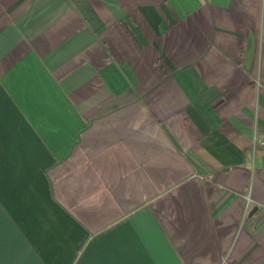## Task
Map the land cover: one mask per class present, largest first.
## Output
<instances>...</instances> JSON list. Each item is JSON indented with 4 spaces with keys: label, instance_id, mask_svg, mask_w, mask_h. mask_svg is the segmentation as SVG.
I'll return each mask as SVG.
<instances>
[{
    "label": "crops",
    "instance_id": "obj_1",
    "mask_svg": "<svg viewBox=\"0 0 264 264\" xmlns=\"http://www.w3.org/2000/svg\"><path fill=\"white\" fill-rule=\"evenodd\" d=\"M0 264H264V0H0Z\"/></svg>",
    "mask_w": 264,
    "mask_h": 264
},
{
    "label": "built area",
    "instance_id": "obj_2",
    "mask_svg": "<svg viewBox=\"0 0 264 264\" xmlns=\"http://www.w3.org/2000/svg\"><path fill=\"white\" fill-rule=\"evenodd\" d=\"M252 202V199L250 197V195L247 197V204H246V208L248 209L250 207V204Z\"/></svg>",
    "mask_w": 264,
    "mask_h": 264
}]
</instances>
